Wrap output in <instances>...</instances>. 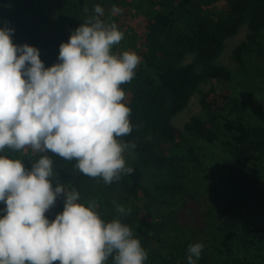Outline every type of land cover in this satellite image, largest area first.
Returning <instances> with one entry per match:
<instances>
[{"label":"clouds","instance_id":"9594fccd","mask_svg":"<svg viewBox=\"0 0 264 264\" xmlns=\"http://www.w3.org/2000/svg\"><path fill=\"white\" fill-rule=\"evenodd\" d=\"M88 11L87 8L84 9ZM94 15L59 46L58 63L45 68L39 51L14 45V29L0 28V152L5 147L52 152L89 177L106 184L131 174L122 153L135 144L116 137L132 131L130 108L121 101L122 83L132 80L140 58L125 51L111 54L124 38L115 24ZM19 54V55H18ZM55 179L52 160L42 156L26 170L19 160L0 155V264H144L148 254L120 219L105 222L95 205L78 203L80 194ZM63 197V211L51 222L45 213ZM121 215L131 209L117 206ZM202 243L187 248L188 264H196ZM195 257V259H194Z\"/></svg>","mask_w":264,"mask_h":264},{"label":"trees","instance_id":"16d2710c","mask_svg":"<svg viewBox=\"0 0 264 264\" xmlns=\"http://www.w3.org/2000/svg\"><path fill=\"white\" fill-rule=\"evenodd\" d=\"M226 1L231 13L238 17L237 22L230 20L214 22L210 18L198 17L196 29H189L190 34L185 37H177L174 40V45L182 47V49L173 52L157 45L158 59L150 62L156 71L154 79L139 71L134 72V80L137 84L140 82L141 85L136 86L131 93L129 102L125 105L131 110L128 119L132 131L128 135L116 137L120 143L135 144V148L129 147L128 149H131L136 157L133 163L125 166L131 167L133 172L131 174L122 173L119 180H114L110 184L120 193V201L124 198L148 200L150 194L143 183L144 171L147 168L166 173L165 181L159 182L155 186L159 192L177 195L180 198L174 202L165 203L164 206L168 209L167 213L162 210L159 212L160 209L157 210L156 217H159L160 220L152 227L153 235L158 236L156 243L159 246L155 244L151 246L156 250L165 248L163 244L165 240L169 254L164 256V259L171 264H188L187 248L189 245L186 241H184L185 243L179 241L171 243L176 239V236L173 237L170 233L177 230L169 229L171 220L175 223L181 218L174 216L175 212L183 216L184 213L181 214V212L195 201V196L191 195L190 191H186L187 171L192 170L191 174L195 179L200 180V186L205 184L203 187L211 190L212 196H210L209 203L214 207L211 217L213 220L221 219L224 215L245 204H253L264 212V192L259 189L256 181L264 158V126L247 123L246 105L238 98L231 94L218 92L213 87L208 90L198 88L200 82L204 80L215 79L227 82L230 80V71L217 63L216 59L222 50L224 39L237 30V25L241 21L246 22L248 31L245 38L233 49L232 59L242 63L244 55L252 52L256 47L261 48L264 32V0ZM152 2L155 11L147 21L146 30L149 35L154 37L155 33L172 25L174 12L179 8L181 1L154 0ZM45 3L46 0H21V9L16 13L15 18L23 16V12L28 10L31 13L35 10L40 11V5L44 12ZM82 3L83 0H77L79 7ZM37 4L38 8L36 9L35 5ZM166 8H171L173 12L165 13ZM77 20L79 21V17ZM14 22L16 24L18 20ZM0 28H2L1 4ZM39 31L41 29L35 33L34 37L32 36V39L38 38ZM18 36L19 31L14 32L12 39L14 43ZM25 36L29 40L30 36ZM59 46L60 43L55 42L53 48L48 50L49 56H53L54 52L59 50ZM183 52H193L195 54L193 61L180 64ZM198 65L201 66L199 69ZM195 92L198 94L199 104L206 119L193 116L184 123L183 130H181L173 125L172 118L185 106L190 95ZM185 133L192 137L193 143L195 140L208 147H214L218 154H209L205 157L202 150L197 152L193 146L187 149L184 156L171 153L172 149L185 144L187 140ZM0 155L21 161L26 170L30 169L31 165L42 156H48L52 160L55 176L53 188L58 182L68 191H78L80 194L78 203L84 206H86L85 198L92 193L90 191L92 187L98 180H103L102 177L93 178L82 174L75 168V160L66 161L50 151L34 152L30 146L18 151L5 147ZM5 208L6 204L0 202V210ZM62 211L63 197L57 199L55 205L45 213V216L51 222ZM4 214L3 211H0V218ZM244 233L246 235L244 245L249 247H257L254 238L259 236L260 247L258 250L264 257V229L253 232L244 228ZM231 236V233L228 234L225 240H231ZM180 238L186 240L183 232L180 233ZM226 247L229 248V244H226ZM209 263L231 264L221 260L208 262L202 258L196 261V264Z\"/></svg>","mask_w":264,"mask_h":264},{"label":"rangeland","instance_id":"374dc122","mask_svg":"<svg viewBox=\"0 0 264 264\" xmlns=\"http://www.w3.org/2000/svg\"><path fill=\"white\" fill-rule=\"evenodd\" d=\"M152 1L154 0H83L79 7L77 0H46L44 12H42V5H40V11L35 10L31 13L28 10L23 12V16L15 18L16 13L21 9V0H0L2 28L7 26L13 28L15 33L19 31L17 41L14 43L12 40L13 44H31V47L39 51V58L45 68H49L59 62V50H56L53 56H49L48 50L53 48L55 42L60 44L68 42L71 32L80 24L85 23L88 17L94 15L93 8L95 5H100L104 14L99 19L106 26L115 24L117 29L124 34V38L119 44L112 45L111 54L119 57L125 51L135 53L140 58V62L134 72L139 71L141 74L154 79L156 71L150 62L158 59L157 45L173 52L182 49V47L174 45V40L177 37H185V35L190 34L189 29H196L198 17L210 18L214 22L221 20L237 22L238 19L236 15L231 13L226 0H180L179 8L174 12L172 25L158 31L153 37L146 30L147 21L155 11ZM32 6L34 10V3ZM35 6L37 9L38 4ZM85 8L88 9L87 12L84 11ZM164 12L171 13L173 10L166 8ZM77 17H79V21ZM17 20L18 22L15 24L14 21ZM39 29L41 31L38 32V38L32 39V36L34 37ZM236 29L232 35L224 39L222 50L216 59L217 63L230 71V80L228 82L215 79L204 80L200 82L198 88L208 90L213 87L218 92L231 94V96L238 98L246 105L247 123L264 126V32L261 48L256 47L252 52L243 56L242 63H238L232 59V51L247 35L246 22L241 21ZM25 35L30 36L29 40ZM11 39H13V35ZM181 57L180 64H187L193 61L195 54L183 52ZM200 67L198 65V69ZM140 85L141 83L137 84L134 77L127 84H121L119 87L125 93L121 103L126 105L131 93L136 86ZM193 116L206 119L199 104L197 92L191 94L185 106L173 116L172 123L175 127L183 130L184 123ZM185 136L187 138L185 144L182 147L172 149L171 153L184 156L187 149L193 146L197 152L202 150L205 157L209 154H218L214 147H208L195 140L193 143L191 136L187 133ZM122 155L125 166L135 161L136 157L131 149H127ZM191 171L186 173V191H190L191 195L195 196V201L181 212V214L184 213L183 216L175 212L174 216L181 217L175 222L177 224L172 220L169 222V229L177 230L170 233L173 237L176 236V239L171 243L176 241L183 243L186 241L188 245L202 243L204 248L200 258L208 262L221 260L231 264H264L263 254L258 250L260 247L259 236L254 238L257 247L244 245L246 238L244 228L253 232L264 229V212L253 204H245L224 215L221 219L213 220L211 217L214 213L212 211L214 207L209 203L210 196H212L211 190L204 188L205 184L200 186V180L195 179ZM165 179L166 173L164 171L147 168L144 171L143 183L150 194L148 200L124 198L122 201H120V193L115 187L106 184L104 180H98L90 190L92 193L84 201L86 207L89 202L93 203L95 205L94 211L105 222L120 219L123 224L130 227L133 237L140 240L142 248L148 254L144 264H171L164 259V256L169 254L165 240L163 244L167 250L164 247L156 250L155 247L151 246L152 244L159 246L156 243L158 236H154V231H152L153 225L160 220L159 217H156L157 210L160 209L159 212L162 210V212L167 213L168 209L164 206L165 203L174 202L179 198L177 195L164 194L156 189V184L165 181ZM212 181H214L213 178ZM256 181L259 189L264 192V158ZM189 200L191 201V199ZM117 206L131 209L130 214H119L116 210ZM181 232L185 234L186 240L180 238ZM230 233L232 234L231 240H225ZM226 244H229V248L226 247ZM104 264H113L112 258L109 257Z\"/></svg>","mask_w":264,"mask_h":264}]
</instances>
